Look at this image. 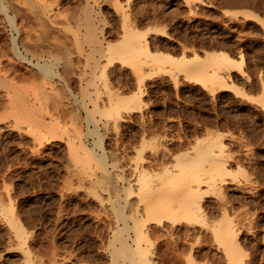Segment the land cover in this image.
Wrapping results in <instances>:
<instances>
[{
	"label": "rangeland",
	"instance_id": "1",
	"mask_svg": "<svg viewBox=\"0 0 264 264\" xmlns=\"http://www.w3.org/2000/svg\"><path fill=\"white\" fill-rule=\"evenodd\" d=\"M213 51L243 60L215 70L225 87L154 58ZM263 87L264 0H0V264H231L223 206L240 261L264 264ZM206 147L225 169L198 168L190 218L160 184Z\"/></svg>",
	"mask_w": 264,
	"mask_h": 264
},
{
	"label": "bare ground",
	"instance_id": "2",
	"mask_svg": "<svg viewBox=\"0 0 264 264\" xmlns=\"http://www.w3.org/2000/svg\"><path fill=\"white\" fill-rule=\"evenodd\" d=\"M30 3L31 2H29V5L33 7V5H31ZM244 12L247 15H252V13H249L248 11H244ZM119 47L125 48V52H128L129 54L131 53V55L138 54V52H149V48H148V43L147 42L144 43L142 40L138 41V40H135L134 38H132L131 42L129 41L128 43L126 41H124V43H122ZM16 50H18V48ZM22 51H20V50L17 51V53H18L17 56L20 55V59L23 61L24 64L25 63H32L33 64L34 63L33 62V58H30V56L28 57L27 55H24ZM28 52L30 53L31 51L29 50ZM128 53H126V54H128ZM31 54H32V52H31ZM120 57H122V56H120ZM151 58H153V56ZM154 58L158 59L160 62H163L165 60L167 62L173 63V65H175V67L180 68L188 76H190L191 78H195V80H200L202 83H208V84H211L212 86L219 85L221 87H225L227 85L223 84L221 78L219 77V74L215 70L220 68L224 64H233L234 63V64L242 65V63H243V60H241V61L240 60H236V59L232 58L231 56H229L224 51H213V52L206 53V59L204 60V62L202 61L204 59V57H202L198 53H193L191 56L185 57V58H176V57H174L172 55H168L165 52H160L158 55H156L154 53ZM36 64H39V63H36ZM45 64H46V62H45ZM20 65L23 66V64H20ZM47 65H48V63H47ZM40 66H45V65H43V64L41 65L40 64L39 67ZM210 67H212V69L214 70V72L211 73V74L206 72V69L207 68L209 69ZM20 68L22 69L24 67L20 66ZM15 72H18V70L15 71ZM23 72L21 71V72L16 74V77L19 78V81H21V79H26L27 78L26 73H23ZM46 73L53 74V73H49L48 71H46ZM27 75H29V74H27ZM18 78H17V80H18ZM60 79H63V78L60 76L59 80ZM63 81H64V79H63ZM69 92L71 93L72 91L70 90ZM71 94L76 100H78V97H77L76 94H74L73 92ZM260 98H261V102L264 103V87H263L262 95H261ZM123 105L128 107V108L129 107H131V108L134 107L135 108L136 106H138L137 105V101H136L135 98H130V99L124 100L123 101ZM222 147L220 148V150H218V152H215L214 149H212V147H206L205 149H197L195 151V155L192 154L193 155L192 157L190 156V158H189V156L187 155L188 157H182L181 158L180 162L176 165L177 170L175 172L172 173L170 170H166L165 171L167 176L164 175L165 178H164V181H162V183L160 184V191L162 193H164V194H167V195L171 196V197L173 196V197L179 198L181 200L184 199L186 201V203H185V205L179 207V209L181 210V212L183 211L190 218L191 217L192 218L196 217L198 219V217H200V216L202 217L203 213H204V204L200 200V198L201 199L203 198V194H204V191L202 193V187H201V184L203 183V180H202V176H201V171H199L198 168L199 167H204L206 164H208V166H210L215 171H217L219 173L223 172L224 169H225L223 161L219 162V161H217L215 159L210 160L211 157L214 158V156H216L217 154L221 155L224 152ZM221 157H223V156H221ZM224 157H225V154H224ZM224 162H225V160H224ZM187 168L194 169L193 174H190L189 176L185 175V172H187L186 171ZM171 174H173L174 177H171ZM218 191H219V189H218ZM221 191L222 190L220 189L219 192H221ZM224 194H225V192H224ZM223 197H224V195L221 196L222 199H223ZM228 201H230V200H228ZM222 202H220V203H222ZM226 202H227V199H226ZM227 204H229V203H227ZM155 205L156 204L154 203L151 206V209ZM219 206H221V205H219ZM230 206L232 207L233 205H230ZM185 207H187L186 210L184 209ZM209 207L206 206V208H209ZM213 207H216L215 208L216 210L218 209L217 206L213 205ZM221 208H222V211H223L222 212V214H223L222 220L217 222V223L211 224L212 226H215L213 228V230L215 231L216 238L218 239V242L224 247L225 256H227L229 258V260H226V261H230L231 264H243V262L240 261V259H242V257H243L242 256V254H243L242 248L240 246L241 242H240V244L238 243V232L240 233V231L236 230L237 228L236 229L234 228V226H235L234 223L235 222H233V219L229 218L230 215H229V212H228L227 208L224 207V206L221 207ZM215 209H213V211ZM205 211H206V209H205ZM218 212H219V210H218ZM168 213L170 215V212H168ZM205 215H206V213H205ZM171 217L172 218L175 217V219H177L179 217L178 216V211L173 212L171 214ZM202 221H204V220H202ZM160 222H162L161 218H160ZM250 222H252V221L249 220V224L248 225H251ZM254 222H252V225H253ZM210 223H212V222L210 221ZM243 223H245V222H243ZM246 223H248V221ZM239 225L240 224H238V227L240 228ZM254 226L256 227V225H254ZM257 226H260V225H257ZM208 227H210V224L208 225ZM248 227H250V226H247V228ZM243 245H244V243H243ZM221 251H222V249H221ZM203 252H205V251H203ZM252 258H253V256H252ZM255 260H258V259H255ZM250 262H251V260H250ZM248 264H249V261H248Z\"/></svg>",
	"mask_w": 264,
	"mask_h": 264
}]
</instances>
